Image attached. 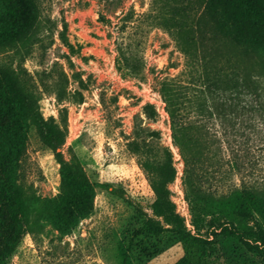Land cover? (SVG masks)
Listing matches in <instances>:
<instances>
[{"label": "rangeland", "instance_id": "1", "mask_svg": "<svg viewBox=\"0 0 264 264\" xmlns=\"http://www.w3.org/2000/svg\"><path fill=\"white\" fill-rule=\"evenodd\" d=\"M38 1V42L23 61L0 60L22 61L44 116L66 133V158L97 190L70 229L44 214L33 198L58 197L61 165L29 124L19 159L0 163L30 209L10 264H264V53L226 33L213 40L186 0ZM245 73L259 96L242 89ZM168 86L217 139L204 137L189 167ZM235 188L249 195L232 234L217 225ZM10 216L2 204L0 237Z\"/></svg>", "mask_w": 264, "mask_h": 264}, {"label": "trees", "instance_id": "2", "mask_svg": "<svg viewBox=\"0 0 264 264\" xmlns=\"http://www.w3.org/2000/svg\"><path fill=\"white\" fill-rule=\"evenodd\" d=\"M186 1L191 9L201 10L203 29L212 32V39L219 32L226 33L247 50L264 53V0ZM40 16L38 0H0V54L13 51L21 56V60L25 59L39 40ZM22 61L15 64L0 60V163H13L19 159L26 144L28 125H33L42 143L53 151L62 174V189L58 197L44 201L34 197L33 200L41 202V211L52 216L62 229H70L80 218L92 212L97 188L78 163L66 158L63 151L66 133L55 120L44 116L40 98L30 89L28 72ZM242 77V89L259 96V84L253 76L245 73ZM165 89L172 106L170 114L175 128L174 137L183 152L186 167L195 165L199 161L198 152L206 147L204 137L213 141L217 139L207 134L210 133L209 128L204 123L186 118L178 99L179 90L170 86ZM222 104H215L219 114H225L227 110ZM247 195L248 191L237 188L231 192V207L227 209L224 206L218 211L224 217L219 221L218 229H234L232 234L239 232L235 218L239 213L238 208L244 206V200L238 202L241 196L248 199ZM2 204L11 211V216L7 229L0 237V264H10L14 247L21 238L22 226L29 220L30 209L24 186L13 182L5 169L0 174V209ZM243 213H246V209ZM175 264L201 263L183 257Z\"/></svg>", "mask_w": 264, "mask_h": 264}]
</instances>
